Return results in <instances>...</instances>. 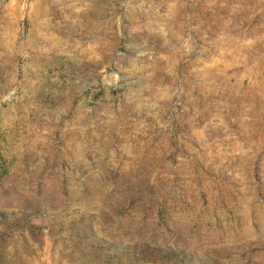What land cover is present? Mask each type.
<instances>
[{
  "label": "rangeland",
  "instance_id": "rangeland-1",
  "mask_svg": "<svg viewBox=\"0 0 264 264\" xmlns=\"http://www.w3.org/2000/svg\"><path fill=\"white\" fill-rule=\"evenodd\" d=\"M0 264H264V0H0Z\"/></svg>",
  "mask_w": 264,
  "mask_h": 264
}]
</instances>
